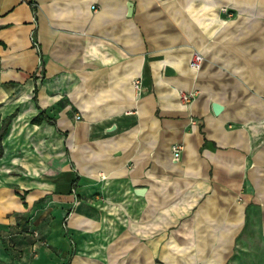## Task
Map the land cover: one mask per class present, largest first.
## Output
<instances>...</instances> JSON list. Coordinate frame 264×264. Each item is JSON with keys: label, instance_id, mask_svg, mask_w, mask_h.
<instances>
[{"label": "crops", "instance_id": "obj_1", "mask_svg": "<svg viewBox=\"0 0 264 264\" xmlns=\"http://www.w3.org/2000/svg\"><path fill=\"white\" fill-rule=\"evenodd\" d=\"M5 127L0 264H264V0H0Z\"/></svg>", "mask_w": 264, "mask_h": 264}, {"label": "built area", "instance_id": "obj_2", "mask_svg": "<svg viewBox=\"0 0 264 264\" xmlns=\"http://www.w3.org/2000/svg\"><path fill=\"white\" fill-rule=\"evenodd\" d=\"M33 41L35 43H37V41L35 40L34 36H33ZM203 60H204L203 54L200 53V52H195L193 54L192 59H191V65L194 68L199 69L202 66ZM135 85L136 86L140 85L139 80L135 81ZM194 95H195V91H193V90H185V89L181 90V96L186 101L191 100ZM181 149H182V145L181 144H179V143L172 144V151H173V154H174V158H179L180 157Z\"/></svg>", "mask_w": 264, "mask_h": 264}, {"label": "water", "instance_id": "obj_3", "mask_svg": "<svg viewBox=\"0 0 264 264\" xmlns=\"http://www.w3.org/2000/svg\"><path fill=\"white\" fill-rule=\"evenodd\" d=\"M130 11H131V9H130ZM173 71H174V69L171 66H168L167 67V72L172 73ZM222 108H223V104H221L218 101H214L213 102V109H214L215 112L218 113L219 111L222 110ZM139 190H142V189L141 188L140 189L138 188L137 192H139Z\"/></svg>", "mask_w": 264, "mask_h": 264}, {"label": "trees", "instance_id": "obj_4", "mask_svg": "<svg viewBox=\"0 0 264 264\" xmlns=\"http://www.w3.org/2000/svg\"><path fill=\"white\" fill-rule=\"evenodd\" d=\"M5 130H6V127L5 128H3V130H1L0 131V141H1V137H2V135L5 133ZM1 146H0V152H1Z\"/></svg>", "mask_w": 264, "mask_h": 264}]
</instances>
